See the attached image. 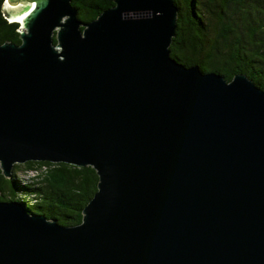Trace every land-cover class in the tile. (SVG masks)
<instances>
[{
  "label": "water",
  "instance_id": "water-1",
  "mask_svg": "<svg viewBox=\"0 0 264 264\" xmlns=\"http://www.w3.org/2000/svg\"><path fill=\"white\" fill-rule=\"evenodd\" d=\"M7 0L0 168L95 169L82 220L0 200V264H264V90L171 56L173 0ZM56 37V44L54 43Z\"/></svg>",
  "mask_w": 264,
  "mask_h": 264
},
{
  "label": "trees",
  "instance_id": "trees-1",
  "mask_svg": "<svg viewBox=\"0 0 264 264\" xmlns=\"http://www.w3.org/2000/svg\"><path fill=\"white\" fill-rule=\"evenodd\" d=\"M5 1L0 0V44L20 43L19 22L9 18ZM70 1L83 22L113 5V0ZM173 2L177 7L175 34L169 46L173 58L186 66L196 64L204 72L219 73L227 81L237 73L246 74L264 90V0ZM97 182L91 166L15 163L10 177L0 168V200H16L30 213L75 225L81 222L82 209L96 192Z\"/></svg>",
  "mask_w": 264,
  "mask_h": 264
},
{
  "label": "rangeland",
  "instance_id": "rangeland-1",
  "mask_svg": "<svg viewBox=\"0 0 264 264\" xmlns=\"http://www.w3.org/2000/svg\"><path fill=\"white\" fill-rule=\"evenodd\" d=\"M7 2L10 3V4H18L17 2H10L9 0H7ZM18 18H19V16L16 19H14V20H17ZM22 174H26V173H22ZM30 174L32 175L33 173L30 172Z\"/></svg>",
  "mask_w": 264,
  "mask_h": 264
},
{
  "label": "bare ground",
  "instance_id": "bare-ground-1",
  "mask_svg": "<svg viewBox=\"0 0 264 264\" xmlns=\"http://www.w3.org/2000/svg\"><path fill=\"white\" fill-rule=\"evenodd\" d=\"M25 12H26V11H25ZM25 12H23L21 15H19V19H20V20H22V19L24 18V16H25L24 13H25ZM29 173H30V172H29ZM32 173H33L32 175L35 174L34 172H32Z\"/></svg>",
  "mask_w": 264,
  "mask_h": 264
}]
</instances>
